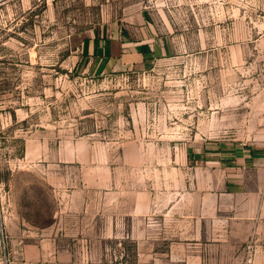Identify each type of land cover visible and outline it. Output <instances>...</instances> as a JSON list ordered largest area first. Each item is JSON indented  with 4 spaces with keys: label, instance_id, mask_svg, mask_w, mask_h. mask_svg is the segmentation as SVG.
<instances>
[{
    "label": "rangeland",
    "instance_id": "rangeland-1",
    "mask_svg": "<svg viewBox=\"0 0 264 264\" xmlns=\"http://www.w3.org/2000/svg\"><path fill=\"white\" fill-rule=\"evenodd\" d=\"M142 16L170 53L89 72L82 41ZM80 139L92 148L58 166L60 144ZM248 149L264 156V0H0V264H171L162 234L149 240L156 254L138 255L125 230L98 226L60 235L73 262L69 251L58 259L51 225L63 192L108 154L132 177L149 176L161 212L185 210L203 167Z\"/></svg>",
    "mask_w": 264,
    "mask_h": 264
},
{
    "label": "crops",
    "instance_id": "crops-1",
    "mask_svg": "<svg viewBox=\"0 0 264 264\" xmlns=\"http://www.w3.org/2000/svg\"><path fill=\"white\" fill-rule=\"evenodd\" d=\"M80 50L89 72L106 75L144 67L170 53L171 43L142 16L136 26L98 28L82 41ZM92 146L86 139L63 141L57 149L58 166L80 161L81 149ZM29 150L27 145L25 157ZM107 156L103 155L104 161L98 165H89L88 170L98 173L89 175L90 179L83 177L63 192L61 212L51 225L58 259L61 251H69L65 257L73 262L74 250L60 246V235H85L98 226L104 235L125 230L137 241L138 255L144 250L156 254L149 240L162 234L164 241L168 239L163 258L171 264H244L248 244L254 246L253 264H264V156L248 149L238 151L228 165L213 161L203 167L201 184L196 174L194 194L185 199L188 209L171 212H161L149 176L144 179L135 172L132 177L134 169L125 171L123 164H114ZM60 172L64 170L51 175ZM136 181L145 186L138 187ZM62 182L66 183L62 180L53 185L60 189L65 186Z\"/></svg>",
    "mask_w": 264,
    "mask_h": 264
},
{
    "label": "built area",
    "instance_id": "built-area-1",
    "mask_svg": "<svg viewBox=\"0 0 264 264\" xmlns=\"http://www.w3.org/2000/svg\"><path fill=\"white\" fill-rule=\"evenodd\" d=\"M253 254H254V246L252 244H248L244 264H253Z\"/></svg>",
    "mask_w": 264,
    "mask_h": 264
}]
</instances>
